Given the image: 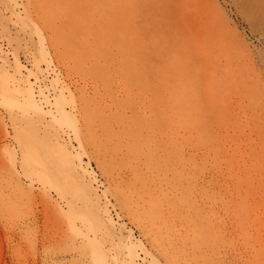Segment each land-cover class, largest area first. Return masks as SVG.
<instances>
[{"label": "rangeland", "instance_id": "rangeland-1", "mask_svg": "<svg viewBox=\"0 0 264 264\" xmlns=\"http://www.w3.org/2000/svg\"><path fill=\"white\" fill-rule=\"evenodd\" d=\"M0 264H264V0H0Z\"/></svg>", "mask_w": 264, "mask_h": 264}, {"label": "bare ground", "instance_id": "bare-ground-1", "mask_svg": "<svg viewBox=\"0 0 264 264\" xmlns=\"http://www.w3.org/2000/svg\"><path fill=\"white\" fill-rule=\"evenodd\" d=\"M41 94H43V93H41ZM43 95H44V94H43ZM27 105H28V103H27ZM32 105H34L33 102H32ZM57 105H58V104H57ZM34 106H36V105H34ZM37 107H38V106H37ZM56 108H57V107H56ZM60 108H61V107H60ZM60 108H59V110H60ZM39 109H40V107H39ZM55 110H56V109H55ZM57 111H58V110H57ZM60 111H61V110H60ZM60 111H59V112H60ZM62 113H63V110H62Z\"/></svg>", "mask_w": 264, "mask_h": 264}]
</instances>
